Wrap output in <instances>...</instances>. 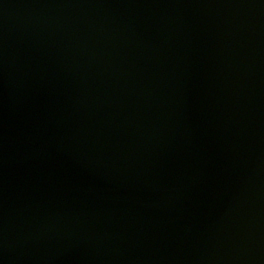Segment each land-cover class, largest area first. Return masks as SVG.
Here are the masks:
<instances>
[{
	"label": "water",
	"instance_id": "water-1",
	"mask_svg": "<svg viewBox=\"0 0 264 264\" xmlns=\"http://www.w3.org/2000/svg\"><path fill=\"white\" fill-rule=\"evenodd\" d=\"M0 264H264V0H0Z\"/></svg>",
	"mask_w": 264,
	"mask_h": 264
}]
</instances>
